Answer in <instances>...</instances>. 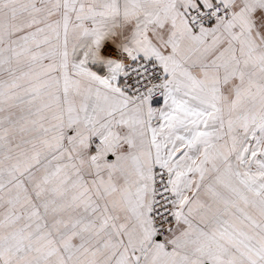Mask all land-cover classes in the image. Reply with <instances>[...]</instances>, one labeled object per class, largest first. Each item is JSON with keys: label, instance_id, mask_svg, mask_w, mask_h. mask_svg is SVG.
I'll return each mask as SVG.
<instances>
[{"label": "snow or ice", "instance_id": "obj_1", "mask_svg": "<svg viewBox=\"0 0 264 264\" xmlns=\"http://www.w3.org/2000/svg\"><path fill=\"white\" fill-rule=\"evenodd\" d=\"M0 264H264V0H0Z\"/></svg>", "mask_w": 264, "mask_h": 264}]
</instances>
